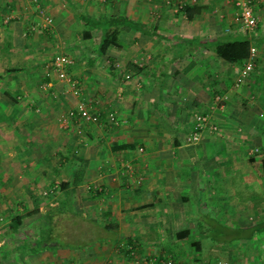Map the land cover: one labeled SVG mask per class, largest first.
<instances>
[{"label": "crops", "instance_id": "1", "mask_svg": "<svg viewBox=\"0 0 264 264\" xmlns=\"http://www.w3.org/2000/svg\"><path fill=\"white\" fill-rule=\"evenodd\" d=\"M186 3L201 8L187 18ZM258 4L263 24L264 0ZM225 7L221 0H0V264H126L120 252L128 264H214L218 257L224 264H264V36L252 44L259 62L253 82L234 79L231 86L225 72L236 64L214 45L229 30ZM113 14L143 30L110 27L112 42L100 53L104 33L87 19ZM57 47L75 57L70 74L97 84L86 95L98 94L103 120L84 124L83 133L64 117L77 100L64 83L71 77L58 80L44 65ZM34 71L43 78L37 85ZM117 71L130 79L121 83ZM109 110L120 125L105 121ZM196 112L206 113L208 123L191 142ZM125 158L135 167L132 178L121 173ZM82 168L79 183L61 188ZM47 189L57 192L52 207L69 190L71 206L79 204L76 226L91 243L37 245L40 224L26 221L30 211L45 212ZM27 206L26 214L16 211ZM14 214L22 223L12 231ZM68 216L74 214H55L53 221ZM253 227L259 231L249 235ZM214 229L240 235L239 247L210 240ZM197 235L199 248L185 239Z\"/></svg>", "mask_w": 264, "mask_h": 264}, {"label": "rangeland", "instance_id": "2", "mask_svg": "<svg viewBox=\"0 0 264 264\" xmlns=\"http://www.w3.org/2000/svg\"><path fill=\"white\" fill-rule=\"evenodd\" d=\"M258 1L259 0H252V2L254 4L255 13L262 6V5L258 4ZM221 2H224L225 6L227 8L229 7L228 9H226V7H225L226 10L225 9L222 10V11H224L222 15H223L225 24L227 26H229V30H231L233 32H236V33L248 34V35H252V36H260V35L264 36V23L260 24V22H262L263 20L261 21L260 19H258V25H257V27L255 29H253V30L247 29L246 27L242 26L234 17L235 0H221ZM176 6H177V4L175 5V7ZM219 10L221 12V9H219ZM213 33H214V31L211 32V35L215 36V35H213ZM220 34H217V35H220ZM255 41H257V40H255ZM254 43H256V42H254ZM254 45L256 47L258 46L257 44H254ZM259 45L261 46V49L263 51L264 45H262V44H259ZM74 49H77V48H74ZM55 52H66V54L71 56V53H69L68 51H64L63 48H60V47H57ZM78 53H79V51H78ZM78 53H76V54H78ZM256 53H257V50H256ZM49 54H50V52L49 53L47 52L46 55H45L47 61H45L44 65H45V68H49V67L51 68V70L48 69L49 71H54L53 67H52V64L51 63L49 64V62H51V59H50L51 55H49ZM72 58H73V64H74L75 57H72ZM32 63L34 64L35 62H32ZM142 63H143V60H142ZM255 63L256 64H255L254 68L252 69V71H251V73H250V75L248 77L249 80L250 79L252 80L253 75L258 70L256 65L259 67V65H258L259 62H255ZM116 66L119 67L118 65H116ZM32 68L36 69V67H32ZM71 68H72L71 66H70V68H68L67 75H66L65 78L59 79L57 74H55L56 78L58 80H67L69 76L71 77L70 80L68 79L69 80L68 83L67 82H64V83H65V85H69V87H71V90L74 92V95L76 96L77 100L79 98H81V97H86V98L90 97L89 99H94V100L98 99V94H96V92H90L88 94L89 97H87V95H86L87 94L86 92H88L89 90L92 91L95 88H97V84L96 83L92 84V81L85 80L86 79L85 76L82 77V78L78 77L77 73H75L74 75L70 74V69ZM78 68H79L78 70L83 71L84 70V62L81 65H79ZM239 69H240V64H236V65L228 68V70H226V72H225L227 74L226 78L228 80V83L231 86L235 85L234 84V79L236 78V76H237V74L239 72ZM117 74L119 75V76L117 75V80L118 81L120 80L121 83H122V81L125 82L126 79H130V74H127V75L123 74L122 71L121 72L117 71ZM33 76H35V78L38 76V79H35V81H36L34 83L35 85H37L38 82H42L43 81V78H41L36 71L33 72ZM252 82H253V80H252ZM246 84H247V80H246V82H244L241 85L245 86ZM262 89H263L262 93H264V88L262 87ZM255 92L258 94L257 91H255ZM257 94H256V96H257ZM256 96L252 97V98L251 97L250 98L247 97V99L257 100ZM217 100H219V99H217ZM64 117H67V112L64 114ZM72 124H74L76 126L77 130H79L80 128H81V130H83L82 127L86 126V125H82L81 126V125L75 124V122L73 120H72ZM78 133H83V131L82 132H78ZM100 189H102V187H100ZM53 190L51 192H53ZM51 192L48 189L45 190L44 194H48V195L44 196L46 198L44 199V201L41 202V203L44 204L43 207H44L45 212H42V213H35V212H31V211L28 212V214L29 213H31V214L29 215L28 220L26 222H30L32 219H34L37 223L40 224L39 226H40L41 229L37 228V230H35V233L39 234V236H37L35 238L37 245L41 246V244L44 245L46 243L47 244L56 243L58 241V246H56L57 244H52V245H55V246H52V247L75 248V247H78V246H81V245H85L89 241H90L89 243H91L93 241V238H86V236L82 235L83 233L76 226V224H77L76 218L77 217L80 218L81 215L77 216V217H75V215H74V217H72L73 215L72 216H68L67 218H64L62 221H58L60 218H57L56 221L54 222L55 225H54V223H52V219H53L52 216H54V214H60L62 216L66 215V213H67V215L69 213L70 214H74L76 210H79V204H73L72 203L73 205L71 206V204H70L71 202L69 201L66 204H61L62 207L64 208L63 212H60L61 211L60 208H56L55 207L56 209L55 208L53 209V208H51L52 206L50 205L49 202L56 200V199H53V196L57 192H54V193H51ZM90 200H94V199L91 198ZM98 206L99 207H97V208H101V209H96L97 212L94 211V215L95 216H98L99 212H101L102 209H103V204L102 203L98 204ZM21 207H22V205H21ZM30 208L31 207L27 206V208H24L22 210L16 209V211L17 212L22 211L24 214H26V209L31 210ZM50 208H51V211L49 210ZM87 211H91V209L90 210L87 209ZM99 219L101 220L102 217H100ZM82 222L84 224H89L88 221H85V220H82ZM22 228H24V226H22ZM50 228L53 229V233H54L53 235L48 234ZM259 229H262V228H259ZM23 230L26 231L25 233L28 234V236L34 235L33 234V230L32 231H27V230H25V228ZM91 231H92L94 237H96L97 233L99 232L97 226H95V225L92 227ZM258 231L259 230H257V232ZM101 232H105V231L101 230ZM224 232L227 233L228 229L224 230ZM208 235H209L210 240L212 238H214V240H218L219 242H223L227 246L229 245L231 247H236V246L239 247L240 242H237V240H238V237H241V236L240 235H236L235 233H230V236L225 237L223 235V233H222V229H220V230H215L214 229L213 231L209 232ZM16 237H18V235H16ZM23 241H25V240H23ZM233 241H236V242H233ZM238 241H240V240H238ZM23 244L26 247H29V245H30L29 241H25V242H23ZM37 245H35L34 248L38 247ZM120 256H122L121 258L124 260V262H126V264H128V261H130V260L125 258V255L123 253H121V252H120ZM187 256H189V255H187ZM235 260H237L236 257L234 258V261ZM243 260H245V259H243ZM206 263H208V262H206ZM214 264H224V260H222V257H221V259L218 257L217 260H215Z\"/></svg>", "mask_w": 264, "mask_h": 264}, {"label": "built area", "instance_id": "3", "mask_svg": "<svg viewBox=\"0 0 264 264\" xmlns=\"http://www.w3.org/2000/svg\"><path fill=\"white\" fill-rule=\"evenodd\" d=\"M235 19L247 29L253 30L258 25V18L254 10V4L252 0H235ZM52 18L49 15H46L44 18V24L47 25L51 22ZM255 54L256 47L251 46V52L249 58H247L242 65L240 66L239 72L235 78V84L241 85L248 79L252 69L255 66ZM54 72L57 74L59 79H63L67 75L68 68L73 64V59L70 55L66 53L56 54L51 61ZM219 98V96H217ZM98 100L89 99L86 97L79 98L76 103L68 109L67 117L71 118L75 124L84 125L87 123H100L102 122V114L97 107ZM105 121L112 126H118L121 124V119L119 118L116 110H109L104 115ZM208 123V115L203 112H196L194 114V122L191 133L188 136V140L191 142L197 141L202 130L206 127ZM212 129H217V126L212 124ZM81 132V128L78 130ZM142 150V147L139 148ZM122 174L127 175L128 177H134L135 167L130 159L125 158L122 162ZM142 175L139 174L136 178V183L138 184L142 179ZM129 253L132 255L135 253L132 248H128ZM164 264H174L173 260L166 259Z\"/></svg>", "mask_w": 264, "mask_h": 264}, {"label": "trees", "instance_id": "4", "mask_svg": "<svg viewBox=\"0 0 264 264\" xmlns=\"http://www.w3.org/2000/svg\"><path fill=\"white\" fill-rule=\"evenodd\" d=\"M200 8L201 6L197 4H187L186 3L181 6V10L186 15L187 18H191L192 15H194L196 12L200 10ZM87 21H89L92 27H96V25L100 26V28L102 29L104 33L102 36L101 42H100V46H99L100 53H106L108 46L112 42L111 37L114 35V33L108 32L109 31L108 29L110 27L117 26L120 29H126V30H128L130 27H135L137 29L143 30L140 22L132 18H129L128 16L124 14H113V15H108V16H102V19H100L98 22L92 21L89 18L87 19ZM153 33L159 35L156 31H153ZM257 39L258 38L252 35L241 34V33L233 32L231 30H226L224 33L216 37L214 41V45H215L216 53L219 57H221L225 61L230 62L232 64L242 65V63L247 58H249L250 52H251V46L254 43V41ZM59 53H66V52H56V54H59ZM56 54H54L53 57ZM82 174H83V168L78 169L74 174L73 180L62 182L61 188H66L70 183L72 184L79 183L81 180ZM100 187L102 186L98 187L99 190H101ZM69 201H70L69 190L65 189L62 194V197H60L59 199V206L57 207L55 206V207L60 208L61 210L60 212H63L64 208L62 207L61 204H66ZM55 207H51V208L54 209ZM51 208L49 209L50 211H51ZM74 215L78 216V214L76 213H74ZM21 223H22V215L14 214L9 222V227L12 231H15ZM52 223H54L53 219H52ZM254 230L256 231L257 229L254 227L249 229V232H248L249 235H251L254 232ZM48 234L53 235L54 234L53 229L50 228ZM223 235L225 236V233H223ZM225 237H228V236H225ZM185 239L189 243L194 244L196 248L201 247V243H200V241H202L201 235L189 236V237L186 236Z\"/></svg>", "mask_w": 264, "mask_h": 264}]
</instances>
